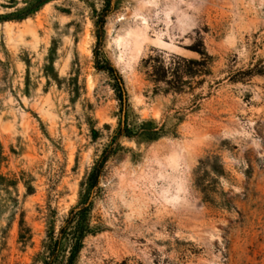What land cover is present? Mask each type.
Instances as JSON below:
<instances>
[{"label":"rangeland","instance_id":"1","mask_svg":"<svg viewBox=\"0 0 264 264\" xmlns=\"http://www.w3.org/2000/svg\"><path fill=\"white\" fill-rule=\"evenodd\" d=\"M143 3L0 0V264H42L49 233L112 143L92 199L98 232L77 264H264V0ZM141 16L149 39L125 65ZM200 52L212 56L206 68L192 62ZM97 60L115 68L125 109ZM126 112L135 134L115 138ZM152 127L167 134L140 136ZM170 143L187 158L185 192L152 176Z\"/></svg>","mask_w":264,"mask_h":264},{"label":"trees","instance_id":"2","mask_svg":"<svg viewBox=\"0 0 264 264\" xmlns=\"http://www.w3.org/2000/svg\"><path fill=\"white\" fill-rule=\"evenodd\" d=\"M106 12L107 9H104L103 13L96 21L99 28L98 44H101L102 42ZM200 54L201 59L192 62L201 68L208 67L212 60V56H210L207 52H200ZM95 55L96 59H98L99 54L97 50L95 51ZM96 63L99 70H106L117 78L118 83L116 85V90L121 104L125 109L127 107L125 91L121 79L116 75L117 72L115 68L108 62L100 64L99 60H97ZM134 134V130L129 126L126 112V115L116 132L115 138L122 135L132 137ZM165 134H167V132H165L162 128L158 129L156 127L145 128L140 132V136L148 140H157ZM113 153H115V148L112 143L103 151L102 156L95 162L92 171L84 184V189L82 190L79 203L70 209L58 232V235L56 236L52 231L49 233L48 240L44 244V252L40 255L42 264H77L80 253L84 248L86 237L98 232L97 228L93 227L91 224L93 193L95 188L98 187L105 163ZM216 157L220 160L219 156ZM196 184L201 188L202 192L206 194V198H208L209 189L205 183L202 182V180L197 179Z\"/></svg>","mask_w":264,"mask_h":264},{"label":"bare ground","instance_id":"3","mask_svg":"<svg viewBox=\"0 0 264 264\" xmlns=\"http://www.w3.org/2000/svg\"><path fill=\"white\" fill-rule=\"evenodd\" d=\"M153 4H154V0H144L142 11L150 10L152 8ZM140 13H138V14H140ZM138 14L131 13V16H133V15L136 16ZM170 15H171V13L168 12L167 13V19L170 18ZM137 19L134 18V21H137ZM116 20L122 21L123 18L121 15H118ZM138 21H139V23L137 26L133 27L130 25V27L127 29L128 36L129 37L131 36L132 39L134 38V42H135V46H136V55L130 61H128V62L125 61V65L131 64L132 62L137 61V59L143 53L145 43L149 39L148 29H147L148 26L146 24L145 16H141ZM166 26H167V29H169V26H170L169 22L166 23ZM114 32H115L114 28L113 27L110 28L111 39L112 38L114 39ZM162 39H163V34L157 33L155 35V38L153 39V42H155L157 44H163ZM117 44H120V41L117 42ZM172 44H173L172 38H170V43L165 44V46L167 45L169 47H172ZM162 46H164V45H162ZM118 61L124 62L122 57H119ZM125 65H124V67H125ZM153 157L158 163V169L155 172L153 171L154 173L152 174V176H155L156 179L165 178V179H170V180L173 179V182L178 181L177 184H179V188H180L179 192H185L187 190V181H186V177H185L184 173L181 172V168L183 165L182 163L184 162V160L187 161L184 150L179 145H176V144L174 145V144L170 143L167 146H165L164 151H162L161 153H155L153 155ZM184 171H185V169H184ZM158 195L161 196V198L164 200V202L166 204H169L172 206H175L179 201L178 195L175 197H172L170 195V188L168 186H163L160 189V192H158Z\"/></svg>","mask_w":264,"mask_h":264},{"label":"water","instance_id":"4","mask_svg":"<svg viewBox=\"0 0 264 264\" xmlns=\"http://www.w3.org/2000/svg\"><path fill=\"white\" fill-rule=\"evenodd\" d=\"M125 117V116H124ZM124 119V118H123Z\"/></svg>","mask_w":264,"mask_h":264}]
</instances>
